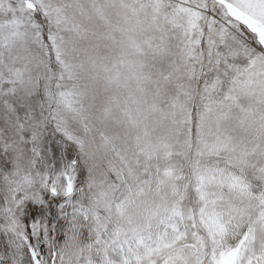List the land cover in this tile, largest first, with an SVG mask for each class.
Returning a JSON list of instances; mask_svg holds the SVG:
<instances>
[{"label":"snow or ice","instance_id":"6c2138e0","mask_svg":"<svg viewBox=\"0 0 264 264\" xmlns=\"http://www.w3.org/2000/svg\"><path fill=\"white\" fill-rule=\"evenodd\" d=\"M0 264H264V0H0Z\"/></svg>","mask_w":264,"mask_h":264}]
</instances>
